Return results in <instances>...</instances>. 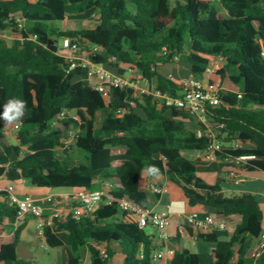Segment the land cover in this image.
Listing matches in <instances>:
<instances>
[{
    "label": "trees",
    "instance_id": "16d2710c",
    "mask_svg": "<svg viewBox=\"0 0 264 264\" xmlns=\"http://www.w3.org/2000/svg\"><path fill=\"white\" fill-rule=\"evenodd\" d=\"M90 15L93 29L49 26L69 16ZM5 31L14 38L6 43L0 37V112L14 97L27 101V109L15 145L6 141L5 123L0 121V179L68 194L112 186V200L101 203L92 215L79 220L67 216L46 227V246L61 248L67 264H82L84 250L88 264H111L113 248L122 264H150L155 250L150 237L117 217V200L125 197L147 207L140 177L154 165L158 173L148 175L167 176L189 207L240 219L227 241L214 234L197 236L214 246L211 264H264V255L256 262L247 257L250 242L264 230L257 199L252 194L225 196L220 177L244 156L255 159L240 165L242 172L264 173V60L258 44V39L264 41V0H0V34ZM62 38L84 51L95 48L93 63L109 71L123 75L120 66L134 69L170 97L177 96L178 88L164 67L182 64L192 77L202 79L208 63L220 58L222 65L208 82L218 90L219 105L208 111L207 125L239 147H223L209 165L197 167L181 151L207 149L209 136L195 135L196 129H204L200 123L161 99L133 96L131 90L112 89L106 100L85 85L84 71L66 72L68 65L57 53ZM69 131H76L71 147L85 157L71 166L57 156ZM67 153L61 151L64 157ZM200 173L215 174L214 182L207 183ZM15 212L0 194V228L11 226ZM24 224L13 230L10 241L0 239L1 264H33L16 251ZM170 264L201 263L197 255L181 250L171 254Z\"/></svg>",
    "mask_w": 264,
    "mask_h": 264
},
{
    "label": "built area",
    "instance_id": "2783aa9c",
    "mask_svg": "<svg viewBox=\"0 0 264 264\" xmlns=\"http://www.w3.org/2000/svg\"><path fill=\"white\" fill-rule=\"evenodd\" d=\"M258 44L260 47V57L264 60V41L258 39ZM95 51V48L84 51L77 42L69 38H62L58 44L57 53L63 57L68 65L66 72L73 69L84 71L85 76L83 80L85 85L104 97L112 89L131 90L133 96L149 95L153 98L161 99L167 107L181 111L200 123L204 129H196V137L200 138L203 135H208L210 139L207 149L202 152V159L204 161H214L215 153L222 150L223 147L214 140L213 135L210 133L206 116L210 109H214L219 105L218 90L212 89L208 82L222 65L220 58L212 59L208 63L202 79L189 76L176 82L178 88L177 96L170 97L158 91L155 86L150 85L145 78L130 67H119L126 74L125 76L124 74H113L104 65L93 63L91 56ZM168 78L172 79L171 76H168ZM63 117L64 112L57 119L61 120ZM19 126L20 123L14 124L12 125V129L17 131ZM216 128L221 129L223 125H218ZM75 137L76 131H69L62 141L63 146H69ZM232 147L238 148L239 144L234 143ZM254 159V156L239 157L236 161L237 167L228 172L227 178L234 184H241L243 182V176L240 165ZM111 188L112 186L110 184H105L100 189L65 194L62 196L67 203L65 209H49L48 205L54 201L53 196L44 198L42 203L30 197L20 199L16 196L13 185L9 183L0 185V194H5L8 203L15 208L13 227L17 228L27 218H31L35 238L38 241H44L45 228L52 227L55 220L67 216H70L73 220H79L82 217L92 215L101 203L110 202L112 200L109 193ZM146 190L154 196H158L165 191L153 183L148 184ZM117 208L123 222L136 225L141 229L151 227L156 230L160 240H166V235L163 232L164 228L168 225L166 215L155 212L149 207H142L125 197L117 200ZM46 210H49L50 213L46 214ZM186 224L198 232L206 233L213 227L214 217L208 213L200 216V211H192L186 216ZM99 252L102 257L105 256L103 249H99ZM172 253V251L167 249L155 252L152 254L150 264H170V256ZM262 255H264V230L254 240L247 257L253 262H256Z\"/></svg>",
    "mask_w": 264,
    "mask_h": 264
},
{
    "label": "crops",
    "instance_id": "0c3cea01",
    "mask_svg": "<svg viewBox=\"0 0 264 264\" xmlns=\"http://www.w3.org/2000/svg\"><path fill=\"white\" fill-rule=\"evenodd\" d=\"M163 73L167 76H175L176 80L171 79L175 84L179 80L191 76L188 68L182 64H170L163 68ZM186 71L188 74H186ZM12 128V127H11ZM226 172L223 171L220 177L223 182L221 184V191L225 196H238L242 194H252L258 201L260 212H261V222L262 227H264V193L261 191H256L255 183L262 179L264 180V173L261 172H252V173H244L242 172L243 182L249 183L246 189H241L230 181L227 178ZM204 181L209 184H212L215 180V174H206L200 173L198 174ZM153 183L158 187L163 188L165 191L158 195L154 196L147 192L146 187L148 184ZM7 184L4 179H0V185ZM140 190L146 193V202L147 207L151 208L153 211L164 214L168 218V225L164 228V234L166 235V240L162 241L158 237V233L155 229L151 228L155 235L150 237L152 244L155 247L153 253L161 251V250H170L181 251L187 250L190 253L197 255L198 261L201 264H211L214 261L213 251L214 246L212 244L200 242L197 239L199 234H204L194 230L192 227L187 226L186 224V216L192 211H200V216L208 213L212 214L214 217V225L208 232L205 234H214L217 236L220 241H227L233 234L235 226L239 223L240 219L236 218L233 220L223 219L213 213V211L209 208L205 207H194L191 208L187 205L186 199L182 190L173 184L167 176L159 175L156 177H150L146 172H143L140 177ZM16 196L20 199L30 197L35 201L42 203L43 199L49 196L54 197V201L48 205L49 209H65L67 206L66 201L62 198L63 195L68 194L64 191H48V190H38L28 186L27 184H20L17 190H14ZM46 214H49L50 211L46 210ZM118 218H121V214L118 213ZM31 218H27L24 222V227L21 230L23 232L25 229L29 228L31 224ZM10 227L0 228V239L3 241H10L12 239L13 230L15 229L12 224ZM54 234L60 238L62 241H65V235L59 231L58 228L53 229ZM21 234V233H20ZM34 234V240L32 242H23L22 246L18 248L17 255L20 259L25 261H31L33 264H39L37 262L36 257L42 259L44 256V252L42 250H38L37 245L34 244L37 239L35 238L34 227L32 231V235ZM29 239L32 236L28 237ZM38 242V241H37ZM254 241H251L249 244L248 250L253 245ZM39 243V242H38ZM46 245V244H45ZM35 248V249H34ZM114 251V257L112 258V262L114 264H122V256L117 252L115 248L112 249ZM24 257L26 259H23ZM121 257V258H120ZM56 264H67V256L62 255ZM1 264V263H0ZM112 264V263H111Z\"/></svg>",
    "mask_w": 264,
    "mask_h": 264
},
{
    "label": "rangeland",
    "instance_id": "374dc122",
    "mask_svg": "<svg viewBox=\"0 0 264 264\" xmlns=\"http://www.w3.org/2000/svg\"><path fill=\"white\" fill-rule=\"evenodd\" d=\"M94 25L95 24L92 20V15H90L88 17L87 16H83V17L69 16L63 22H54V23L49 24L50 27L59 29L61 31L88 30V29H93ZM0 37L6 43H10V41L14 38V36L7 31L0 34ZM59 42H60V40L58 41V44H59ZM175 64H177V63H175ZM110 72H112L113 74H117L116 71L113 69H110ZM186 74H188L187 71H186ZM124 75L126 76V74H124ZM172 79L176 80L177 78H175V76H173ZM109 99H110V97H109V93H108L106 96V100H109ZM104 115H105V111H103L101 113V115H99L98 121H100V119ZM11 127H12V125H7V124L4 125V136H5L6 141L8 143L15 145L17 133ZM209 130H210V133L213 135L214 140L217 141L218 143H220L222 145V147H224V148L232 147L233 144L236 143L233 141L229 142L227 140H224L225 136L221 133H217L216 130L213 129V127H210ZM65 137H66V135H65ZM72 143L73 142H71L70 145L67 147L63 146L62 148H59L57 150L58 158L62 161V163L64 165H67V166H71L74 162H84L85 161L84 155L80 151H78L77 149L71 147ZM62 150H68L66 157H64L61 154ZM21 151H22V155H24L26 153L25 149H22ZM181 153L185 158L192 161L199 168L205 167L212 162V161H204L202 159V153H200V152L182 150ZM225 174H227V173H225ZM12 185H13L14 190H17V188L20 186L19 183L12 184ZM249 185H250L249 183H244V184H240V185H236V186L240 187L241 189H246L247 186H249ZM255 189H256V191L260 190L261 193H264V180L259 179L255 183ZM142 230H143L144 234L148 237H152L153 235H155L153 230L149 227H144ZM38 242L39 243H38L36 249L42 250L44 252V256L42 259L36 257L37 262L39 264H56L55 262L58 261V259H60L62 257L63 250L61 248H50V247L45 245L44 241H38ZM113 257H114V255H113ZM81 263L82 264H88V254H87V252H85V250L82 251V253H81ZM112 264H114V263L112 262Z\"/></svg>",
    "mask_w": 264,
    "mask_h": 264
},
{
    "label": "clouds",
    "instance_id": "9594fccd",
    "mask_svg": "<svg viewBox=\"0 0 264 264\" xmlns=\"http://www.w3.org/2000/svg\"><path fill=\"white\" fill-rule=\"evenodd\" d=\"M27 101L20 98H11L3 105V110L0 112V121L7 125H14L22 122L26 114ZM149 175L158 173V169L154 165L147 166L144 170Z\"/></svg>",
    "mask_w": 264,
    "mask_h": 264
},
{
    "label": "water",
    "instance_id": "95a60500",
    "mask_svg": "<svg viewBox=\"0 0 264 264\" xmlns=\"http://www.w3.org/2000/svg\"><path fill=\"white\" fill-rule=\"evenodd\" d=\"M32 231H33V222H31L28 229H25L23 232H21L20 237H19V242L17 243L16 250H18V248L22 246L23 242H29V241L32 242L34 240V234L32 235ZM30 236H32L31 239L28 238ZM34 244L37 245L38 242L35 241ZM21 258L26 259L24 257H21Z\"/></svg>",
    "mask_w": 264,
    "mask_h": 264
}]
</instances>
